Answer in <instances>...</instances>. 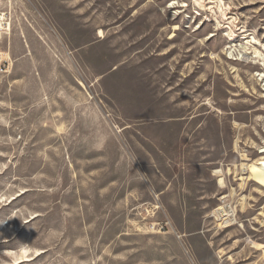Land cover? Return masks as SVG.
I'll return each mask as SVG.
<instances>
[{"label":"rangeland","instance_id":"obj_1","mask_svg":"<svg viewBox=\"0 0 264 264\" xmlns=\"http://www.w3.org/2000/svg\"><path fill=\"white\" fill-rule=\"evenodd\" d=\"M0 18V264H264V0Z\"/></svg>","mask_w":264,"mask_h":264},{"label":"bare ground","instance_id":"obj_2","mask_svg":"<svg viewBox=\"0 0 264 264\" xmlns=\"http://www.w3.org/2000/svg\"><path fill=\"white\" fill-rule=\"evenodd\" d=\"M1 19V18H0ZM4 22V21H3ZM254 53V58H261L262 60H264V57L262 58V56L259 54V51L257 52V50L253 51ZM264 88V87H263ZM249 173L251 175V180L255 181L257 184H259L260 186L264 187V161H262L259 164V167H255V166H249ZM239 180H243L239 179ZM222 179L219 180V183H221ZM217 216L219 218H223L226 217L229 219L228 221H226L227 218H224L225 222H229L231 224L235 223V215L234 212L231 211H227L226 209H219L217 211ZM152 229V232H155V229L153 228V226H151L149 228V230ZM151 231V230H150ZM255 248H257L258 250H263L264 246L261 244H254ZM264 253V251H263Z\"/></svg>","mask_w":264,"mask_h":264},{"label":"built area","instance_id":"obj_3","mask_svg":"<svg viewBox=\"0 0 264 264\" xmlns=\"http://www.w3.org/2000/svg\"><path fill=\"white\" fill-rule=\"evenodd\" d=\"M153 228H154V229L157 228V230H158L159 232H160L161 230H164V226L159 225V224H158V226H154Z\"/></svg>","mask_w":264,"mask_h":264}]
</instances>
